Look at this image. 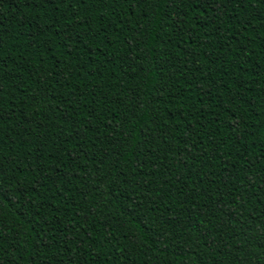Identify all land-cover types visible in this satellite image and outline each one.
I'll return each instance as SVG.
<instances>
[{"label": "trees", "instance_id": "obj_1", "mask_svg": "<svg viewBox=\"0 0 264 264\" xmlns=\"http://www.w3.org/2000/svg\"><path fill=\"white\" fill-rule=\"evenodd\" d=\"M0 264H264V0H0Z\"/></svg>", "mask_w": 264, "mask_h": 264}]
</instances>
